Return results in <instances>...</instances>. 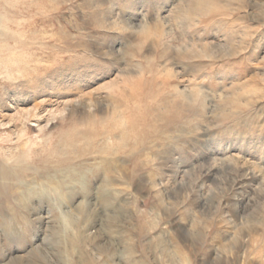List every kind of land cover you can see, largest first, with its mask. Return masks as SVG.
<instances>
[{"label":"rangeland","instance_id":"374dc122","mask_svg":"<svg viewBox=\"0 0 264 264\" xmlns=\"http://www.w3.org/2000/svg\"><path fill=\"white\" fill-rule=\"evenodd\" d=\"M0 264H264V0H0Z\"/></svg>","mask_w":264,"mask_h":264}]
</instances>
